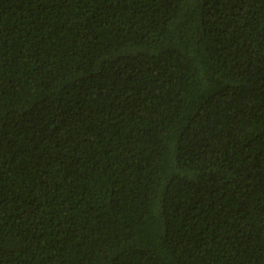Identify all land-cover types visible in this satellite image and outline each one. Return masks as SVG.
Returning a JSON list of instances; mask_svg holds the SVG:
<instances>
[{"label": "trees", "instance_id": "16d2710c", "mask_svg": "<svg viewBox=\"0 0 264 264\" xmlns=\"http://www.w3.org/2000/svg\"><path fill=\"white\" fill-rule=\"evenodd\" d=\"M0 264H264V0H0Z\"/></svg>", "mask_w": 264, "mask_h": 264}]
</instances>
